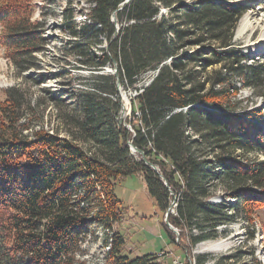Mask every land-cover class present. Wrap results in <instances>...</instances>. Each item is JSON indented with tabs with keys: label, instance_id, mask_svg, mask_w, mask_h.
<instances>
[{
	"label": "trees",
	"instance_id": "trees-1",
	"mask_svg": "<svg viewBox=\"0 0 264 264\" xmlns=\"http://www.w3.org/2000/svg\"><path fill=\"white\" fill-rule=\"evenodd\" d=\"M124 1L90 0L84 21L68 25V53L90 74L70 91L71 100L55 105L60 128L24 123L41 104L33 100L21 110L19 89H7L0 101V264H84L76 253L92 225L112 233L105 264H157L152 254L123 253V208L114 189L131 174L143 178L163 217L175 200L167 220L177 242L163 220L162 227L195 264L234 259L191 249L225 236L220 226L250 224L264 203V161L248 157L264 153L261 130L231 99L237 79L261 84L257 93L264 95V61L245 64L232 46L245 5L129 0L120 8ZM31 4L0 0V41L17 75L37 67L32 53L44 44ZM114 63L120 86L137 91L121 123L116 75L104 71ZM159 66L148 85L137 87ZM218 191L222 200L214 201Z\"/></svg>",
	"mask_w": 264,
	"mask_h": 264
},
{
	"label": "rangeland",
	"instance_id": "rangeland-1",
	"mask_svg": "<svg viewBox=\"0 0 264 264\" xmlns=\"http://www.w3.org/2000/svg\"><path fill=\"white\" fill-rule=\"evenodd\" d=\"M30 1L32 3L31 20L43 25L44 44L32 53L37 67H31L22 72L21 75H17L15 66L6 57V48L0 41V101L5 99L7 89H19L20 102L23 104L21 110L24 111L25 105L28 102L32 103L33 100L39 101L41 104L39 108L34 109L35 111L32 114L30 113V117L24 123H30V125L33 123L32 127L34 128L40 125L47 129L60 128L56 124L55 105L71 100L69 95L73 91H70L81 85L80 78L87 80L86 78L90 74L88 70L76 69L78 63L75 57L68 53L67 41L70 37L67 29L71 26L70 24L84 21L85 12L92 3L90 0ZM239 2L245 5L246 10L233 30L232 41L234 44L232 46L244 54L245 64L262 62L264 61V48L256 53L257 48H254L252 43L256 42L262 33L263 18H259V21L254 24L255 26L249 28L241 36L236 35V29L240 19L247 13L257 12L255 17L264 13V0H253L249 5L243 1ZM160 11L164 16L168 14L165 8L160 9ZM101 39L100 46L105 48L106 41L102 36ZM109 68L112 71L114 70L113 67ZM213 68H219V66ZM207 70L210 71L211 68ZM149 76H145L137 85H143ZM234 84L238 88L236 94L231 98L234 100V106L238 109L239 114L244 115L246 113V117L254 120L260 127L261 136L258 137V140L264 146V95L257 93L261 84L257 87H251L243 85L239 79L234 80ZM120 90L125 92L126 97L129 99L124 104L127 108V114L124 118H130L132 111L131 98L134 97L135 90L122 86H120ZM42 108H45V111L42 117L38 118ZM125 124L129 125L127 122ZM248 157H257L258 160L264 161L263 152H252L249 153ZM114 193L123 208V220L118 230L125 239L124 254H127L129 258L152 254L157 264H172L173 259L176 257L184 261L188 259L186 251L174 243L178 240L177 234L167 226V229L173 235L174 242L169 240L167 232L162 227L164 217L147 192L144 180L140 175L131 174L118 181ZM213 198V200H222L219 191ZM226 200L232 201V198ZM252 218L250 224H247L243 219H239L226 226H220V231H226L225 236L200 242L192 247L191 252L195 255L206 253L215 257L235 254L234 259L229 260L227 258L223 260L222 264H264V203L255 207ZM110 234H112L111 231H107L102 226L92 225L76 253L78 262L105 264L110 241V238L106 240L105 238L109 237ZM220 239L226 240L227 245L224 248L218 250L206 249L209 242ZM201 244L204 245L199 248ZM161 251L164 254L161 256L156 255ZM206 264H213V262L210 261Z\"/></svg>",
	"mask_w": 264,
	"mask_h": 264
},
{
	"label": "water",
	"instance_id": "water-1",
	"mask_svg": "<svg viewBox=\"0 0 264 264\" xmlns=\"http://www.w3.org/2000/svg\"><path fill=\"white\" fill-rule=\"evenodd\" d=\"M128 1H129V0H125V1L121 4L120 8H121L124 4H126ZM235 1H240V0H235ZM112 20L116 22V19H115V15H114V13H112ZM116 26H117V29H118V25H117V24H116ZM170 59H171V58H169L166 62H168ZM160 66H161V64H160ZM160 66H159L156 70H154V71L148 73V76H149V75H150V76H149V78L144 82V86L148 85V84L153 80V78L157 75ZM113 68H114V70L112 71V69H110L109 66H106V67L104 68V71L112 72V73H114V74L116 75V83H117V86H118V89H119V95H120V98H121V108H120V112H119V122L121 123V122H122V119L124 118L125 114L127 113V108L125 107L124 104L126 103V100H127V102H128L129 99L126 97L125 92H122V91L120 90V81H119V78H118V76H117L116 63H114ZM140 86H141V85H137V87H140ZM135 95H136V94H134L133 96H135ZM126 98H127V99H126ZM123 101H124V102H123ZM178 110H180V109H177V111H178ZM129 145H130V150H131L132 152H139V153H141V152H140V151H139L134 145H132L131 143H129ZM142 159H143L144 161H146L145 156H142ZM150 167L153 168L155 171H157V166H155L154 164H150ZM212 199H214V198H212ZM211 201H212V200H211ZM175 205H176L175 200H173V201H172V204L169 206V208L167 209V211H166V213H165V215H164V222L167 224V226H168V227H169V228H170L175 234L178 235V231H177L175 228H173V227L171 226V224H169V222H168V220H167V215H168L169 211L172 212V208H173ZM188 258H189V257H188ZM189 259H190V258H189Z\"/></svg>",
	"mask_w": 264,
	"mask_h": 264
},
{
	"label": "bare ground",
	"instance_id": "bare-ground-1",
	"mask_svg": "<svg viewBox=\"0 0 264 264\" xmlns=\"http://www.w3.org/2000/svg\"><path fill=\"white\" fill-rule=\"evenodd\" d=\"M240 1H243L244 3H247L248 5L253 2V0H240ZM160 14H162L161 11H160ZM255 14H257V12L252 11V12L247 13L244 17H242L240 19L239 24H238L237 29H236V35L237 36H241L249 28L255 26L254 24L257 23V21H259V18H263V21H264V13L260 15L262 17H260V16L255 17ZM261 32L262 33L259 36V39L256 42L252 43V44H254L253 47L257 48V50L255 51L256 53L258 51H261L262 48H264V24L262 25ZM126 102H127V100H126ZM203 245L204 244H201L199 246V248L202 247ZM226 245H227L226 240L220 239V240L209 242L207 244L206 249L218 250V249L224 248ZM194 264H195V261H194Z\"/></svg>",
	"mask_w": 264,
	"mask_h": 264
},
{
	"label": "built area",
	"instance_id": "built-area-1",
	"mask_svg": "<svg viewBox=\"0 0 264 264\" xmlns=\"http://www.w3.org/2000/svg\"><path fill=\"white\" fill-rule=\"evenodd\" d=\"M135 94H137V91L135 90ZM127 114V113H126ZM138 115V112L136 113ZM126 127L133 132L132 128L129 125H126ZM164 254L163 251L158 252L156 255L161 256ZM172 264H186L184 260H181L179 257H176L173 259ZM188 264H194V260L188 258Z\"/></svg>",
	"mask_w": 264,
	"mask_h": 264
}]
</instances>
